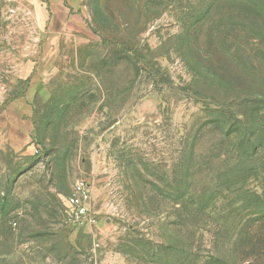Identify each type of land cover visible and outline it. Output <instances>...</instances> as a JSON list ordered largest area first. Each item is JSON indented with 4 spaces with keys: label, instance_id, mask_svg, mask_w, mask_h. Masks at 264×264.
I'll use <instances>...</instances> for the list:
<instances>
[{
    "label": "rangeland",
    "instance_id": "374dc122",
    "mask_svg": "<svg viewBox=\"0 0 264 264\" xmlns=\"http://www.w3.org/2000/svg\"><path fill=\"white\" fill-rule=\"evenodd\" d=\"M29 7L0 0V264H264V0H87L43 62Z\"/></svg>",
    "mask_w": 264,
    "mask_h": 264
},
{
    "label": "crops",
    "instance_id": "0c3cea01",
    "mask_svg": "<svg viewBox=\"0 0 264 264\" xmlns=\"http://www.w3.org/2000/svg\"><path fill=\"white\" fill-rule=\"evenodd\" d=\"M87 0H27L29 9L23 12L30 21V32L38 50L37 59H56L70 36L82 34L86 28L83 9ZM94 189V187H93Z\"/></svg>",
    "mask_w": 264,
    "mask_h": 264
},
{
    "label": "built area",
    "instance_id": "2783aa9c",
    "mask_svg": "<svg viewBox=\"0 0 264 264\" xmlns=\"http://www.w3.org/2000/svg\"><path fill=\"white\" fill-rule=\"evenodd\" d=\"M37 1V0H31ZM69 214L76 225L94 224L96 216L93 207V185L87 180H79L66 200Z\"/></svg>",
    "mask_w": 264,
    "mask_h": 264
}]
</instances>
